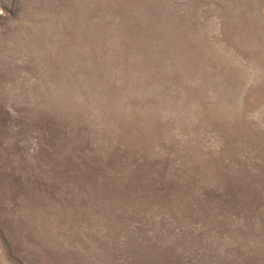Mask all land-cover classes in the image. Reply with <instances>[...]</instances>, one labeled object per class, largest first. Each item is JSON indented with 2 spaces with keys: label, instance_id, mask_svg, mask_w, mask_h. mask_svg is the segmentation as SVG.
I'll return each mask as SVG.
<instances>
[{
  "label": "rangeland",
  "instance_id": "374dc122",
  "mask_svg": "<svg viewBox=\"0 0 264 264\" xmlns=\"http://www.w3.org/2000/svg\"><path fill=\"white\" fill-rule=\"evenodd\" d=\"M0 264H264V0H0Z\"/></svg>",
  "mask_w": 264,
  "mask_h": 264
}]
</instances>
